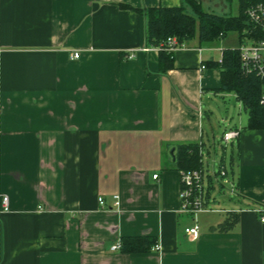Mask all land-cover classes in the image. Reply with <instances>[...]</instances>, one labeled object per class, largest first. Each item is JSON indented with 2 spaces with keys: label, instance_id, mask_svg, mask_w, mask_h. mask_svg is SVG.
Segmentation results:
<instances>
[{
  "label": "crops",
  "instance_id": "1",
  "mask_svg": "<svg viewBox=\"0 0 264 264\" xmlns=\"http://www.w3.org/2000/svg\"><path fill=\"white\" fill-rule=\"evenodd\" d=\"M122 3L184 0H0V264H264V130L229 126L225 208L211 207L227 192L215 184L206 211L182 212L171 164L176 143L213 144L205 99L233 92L219 90V68L200 67L237 46L196 37L163 71L144 17ZM139 235L158 246L114 249Z\"/></svg>",
  "mask_w": 264,
  "mask_h": 264
},
{
  "label": "trees",
  "instance_id": "2",
  "mask_svg": "<svg viewBox=\"0 0 264 264\" xmlns=\"http://www.w3.org/2000/svg\"><path fill=\"white\" fill-rule=\"evenodd\" d=\"M237 15L217 14L206 10L199 0H184L181 6L134 7L122 3L124 9H131L145 19V38L147 46H159L168 37H175L180 44L197 37L200 43H210L224 39L231 31L238 33L239 42L244 37H250L252 24L246 11L249 7L264 0H237ZM160 65L163 71L174 67V51L161 48L159 51ZM206 67H217L221 70L220 91L235 93L238 101L247 112L245 128L264 130V76L255 73H245L241 68L239 48L222 49V61H205ZM233 144V142H231ZM171 164L180 171L199 170L203 174L205 199L215 190L214 177L220 189L223 190L221 178L217 173L205 175L204 142L176 143ZM221 167L230 173L221 158ZM232 164V159H231ZM219 174V172H218ZM230 178V177H229ZM235 216V212H230ZM226 223L225 226L233 224ZM157 244L154 237L145 235L123 236L119 248L127 253L145 252Z\"/></svg>",
  "mask_w": 264,
  "mask_h": 264
},
{
  "label": "built area",
  "instance_id": "3",
  "mask_svg": "<svg viewBox=\"0 0 264 264\" xmlns=\"http://www.w3.org/2000/svg\"><path fill=\"white\" fill-rule=\"evenodd\" d=\"M246 15L252 24V30L250 37H244L239 42L238 48L240 52L241 68L245 73H255L259 76H264V3H258L249 7L246 11ZM175 37H168L159 46H156L159 50L161 48L168 49L169 51H175L181 47ZM71 57L76 59L80 57L79 52H73ZM222 61V53L217 60ZM202 70L206 68V65L202 63ZM239 137V130L237 128H231L223 133L222 139L225 143L229 144ZM181 188H180V210L191 215H196L199 212L206 211L207 204L205 199V189L203 174L199 170L181 171ZM158 175L154 174L156 178ZM222 177L223 191H228L231 194L235 193V186L231 179L227 176L226 170L221 167L219 175ZM115 198H118L117 196ZM100 205H104V199L99 197ZM118 204V201L115 203ZM10 210V201L7 195L0 194V213ZM256 212L261 215V221L264 223V210L256 209ZM185 232L191 239H198L200 235L199 226L195 223L192 226L186 227ZM156 245L155 247H157ZM119 248V244L114 246Z\"/></svg>",
  "mask_w": 264,
  "mask_h": 264
},
{
  "label": "rangeland",
  "instance_id": "4",
  "mask_svg": "<svg viewBox=\"0 0 264 264\" xmlns=\"http://www.w3.org/2000/svg\"><path fill=\"white\" fill-rule=\"evenodd\" d=\"M222 1V3H221ZM203 6L206 10L217 13V14H227V15H237L238 13V1L237 0H203ZM238 33L231 31L227 34L226 38L221 39L222 45L238 46L239 41L237 37ZM223 46H221L222 48ZM221 48L219 49V54L221 55ZM205 107L210 108L209 112L210 122L214 131L215 137L213 138V144L208 146L204 151V166H205V175L214 174L220 171L221 169V158L224 156V164L227 170H231V159L237 160V142L233 144L225 143L222 139L223 133L229 126H241L244 122L247 121V112L242 106V104L235 98V95L232 93L224 98L222 97H212L205 99ZM204 107V108H205ZM208 133H211V128H206ZM220 178V177H218ZM221 177L219 181H222ZM214 181L217 184V180L214 177ZM217 187L219 188L218 184ZM217 188V189H218ZM215 197L217 202H215L211 207L212 208H225L229 206L228 202L230 201V196L228 191L225 193H219L218 190L215 192ZM211 201H214L212 199ZM221 214V213H220ZM217 214V215H220ZM202 215V214H199ZM201 219V218H200Z\"/></svg>",
  "mask_w": 264,
  "mask_h": 264
},
{
  "label": "water",
  "instance_id": "5",
  "mask_svg": "<svg viewBox=\"0 0 264 264\" xmlns=\"http://www.w3.org/2000/svg\"><path fill=\"white\" fill-rule=\"evenodd\" d=\"M171 153L173 154L174 153V150H172Z\"/></svg>",
  "mask_w": 264,
  "mask_h": 264
}]
</instances>
